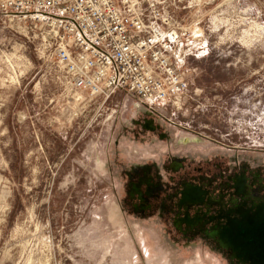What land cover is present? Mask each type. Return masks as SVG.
<instances>
[{
	"label": "rangeland",
	"instance_id": "1",
	"mask_svg": "<svg viewBox=\"0 0 264 264\" xmlns=\"http://www.w3.org/2000/svg\"><path fill=\"white\" fill-rule=\"evenodd\" d=\"M167 4L189 33L179 108L69 91L39 32L0 13V264H241L203 231L178 230L175 204L185 182L240 171L264 181V0ZM138 166L160 186L144 214L131 196L139 176L128 178Z\"/></svg>",
	"mask_w": 264,
	"mask_h": 264
},
{
	"label": "built area",
	"instance_id": "2",
	"mask_svg": "<svg viewBox=\"0 0 264 264\" xmlns=\"http://www.w3.org/2000/svg\"><path fill=\"white\" fill-rule=\"evenodd\" d=\"M0 13L39 32L42 55L69 91L103 102L123 92L143 109L181 106L187 82L178 47L189 33L167 0H0Z\"/></svg>",
	"mask_w": 264,
	"mask_h": 264
},
{
	"label": "flooded vegetation",
	"instance_id": "3",
	"mask_svg": "<svg viewBox=\"0 0 264 264\" xmlns=\"http://www.w3.org/2000/svg\"><path fill=\"white\" fill-rule=\"evenodd\" d=\"M142 129L147 134H155L157 131L152 121H145ZM163 138L164 136H161V139ZM187 142L199 144L202 140L197 137L188 140L180 139V143ZM183 167V161L173 160L168 167V171L175 175L180 173ZM150 172L151 168L138 166L133 168L128 175L130 179H133L135 175L139 176V180L131 184V196L138 201L136 210L142 214L150 210L149 200L155 197L160 190L159 184L155 182L156 180ZM263 182L257 174L247 177L245 171L233 172L231 176L221 174L216 178L197 180L196 183L185 182L176 196V209L182 214L175 219L174 226L178 230L185 229V232L188 233L203 231L209 240L217 241L223 251H229L221 245L218 230H207L201 227L214 221L217 216L228 211L231 207L234 209L242 207L248 202H253V198L257 196L256 193L264 189ZM213 188L216 189L217 194L215 199L211 195ZM204 205L208 207V211L200 212L201 207ZM212 209L215 210L213 215H211ZM191 210L196 212L191 214ZM164 211H166L165 203L160 207V212Z\"/></svg>",
	"mask_w": 264,
	"mask_h": 264
},
{
	"label": "water",
	"instance_id": "4",
	"mask_svg": "<svg viewBox=\"0 0 264 264\" xmlns=\"http://www.w3.org/2000/svg\"><path fill=\"white\" fill-rule=\"evenodd\" d=\"M216 221L220 239L226 237L234 247L232 257L241 264H264V201L231 208Z\"/></svg>",
	"mask_w": 264,
	"mask_h": 264
},
{
	"label": "bare ground",
	"instance_id": "5",
	"mask_svg": "<svg viewBox=\"0 0 264 264\" xmlns=\"http://www.w3.org/2000/svg\"><path fill=\"white\" fill-rule=\"evenodd\" d=\"M220 243L224 248H226L229 251H231V249H234V247L227 241L226 237L224 238L221 236Z\"/></svg>",
	"mask_w": 264,
	"mask_h": 264
}]
</instances>
